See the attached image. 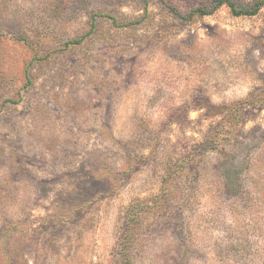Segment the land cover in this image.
Wrapping results in <instances>:
<instances>
[{"label": "rangeland", "instance_id": "rangeland-1", "mask_svg": "<svg viewBox=\"0 0 264 264\" xmlns=\"http://www.w3.org/2000/svg\"><path fill=\"white\" fill-rule=\"evenodd\" d=\"M213 4L0 0V264H264V8Z\"/></svg>", "mask_w": 264, "mask_h": 264}, {"label": "trees", "instance_id": "trees-1", "mask_svg": "<svg viewBox=\"0 0 264 264\" xmlns=\"http://www.w3.org/2000/svg\"><path fill=\"white\" fill-rule=\"evenodd\" d=\"M226 6L232 16L239 17V16H248L252 17L255 16L262 8H264V0H256L250 6L244 7L239 3L235 2L234 0H214V4L209 10L205 9H198L194 12V14L199 15L200 17L208 16L213 14L219 7ZM81 39L72 41V44H79ZM261 97V98H260ZM256 101L259 103L258 106L264 107V92L261 96L256 98ZM244 103H235L229 108V114L227 119L233 120L235 123H239L240 121V113L239 110L242 108ZM241 106V108H240ZM134 218H131V221H134ZM127 260V258H125Z\"/></svg>", "mask_w": 264, "mask_h": 264}]
</instances>
